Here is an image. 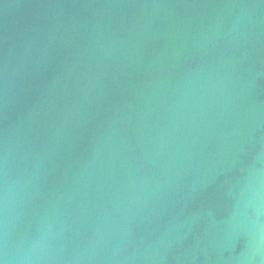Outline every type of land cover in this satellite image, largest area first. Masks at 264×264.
<instances>
[{
    "label": "water",
    "instance_id": "1",
    "mask_svg": "<svg viewBox=\"0 0 264 264\" xmlns=\"http://www.w3.org/2000/svg\"><path fill=\"white\" fill-rule=\"evenodd\" d=\"M0 264H264V0H0Z\"/></svg>",
    "mask_w": 264,
    "mask_h": 264
}]
</instances>
